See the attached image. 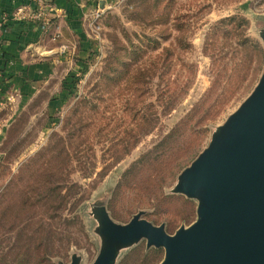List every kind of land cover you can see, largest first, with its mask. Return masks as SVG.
I'll return each instance as SVG.
<instances>
[{
	"label": "rangeland",
	"instance_id": "374dc122",
	"mask_svg": "<svg viewBox=\"0 0 264 264\" xmlns=\"http://www.w3.org/2000/svg\"><path fill=\"white\" fill-rule=\"evenodd\" d=\"M103 3L99 17L86 24L85 38L68 41L70 54L64 65L54 70L43 90L2 134L0 258L13 241L9 229L21 226L25 215L35 214L32 228L35 223L47 228L54 223L63 227L60 223L80 212L82 230L70 229L71 245L64 238L63 249L50 264L57 260L70 264L72 255L79 264H92L101 241L90 210L100 200L118 225L142 213L151 224L164 225L170 235L188 227L196 220L197 203L172 193L178 177L207 148L262 75L264 46L259 31L264 30V0ZM245 39L260 47L258 53L245 46L247 59L240 44ZM54 97L59 105L51 108ZM169 98L174 105L166 108L163 101ZM190 116L173 149L157 156L152 151L155 161L137 164ZM58 138L64 140L71 160L64 158L61 180L67 182L58 183L65 185L64 201L54 207L52 213L59 218L52 222L46 207L38 204L27 213L21 202L24 188L50 170L45 163ZM133 166L136 169L123 179ZM169 196L172 199L164 198ZM9 209L14 211L11 217ZM163 257V249H147L141 240L122 250L115 264H159Z\"/></svg>",
	"mask_w": 264,
	"mask_h": 264
},
{
	"label": "water",
	"instance_id": "95a60500",
	"mask_svg": "<svg viewBox=\"0 0 264 264\" xmlns=\"http://www.w3.org/2000/svg\"><path fill=\"white\" fill-rule=\"evenodd\" d=\"M259 37L264 46V30ZM172 193L197 203L196 220L172 235L142 213L118 225L104 200L94 202L90 214L101 246L92 264H115L122 250L141 240L147 249H163L159 264H264V68L249 97L181 172ZM70 260L79 264L75 255Z\"/></svg>",
	"mask_w": 264,
	"mask_h": 264
},
{
	"label": "crops",
	"instance_id": "0c3cea01",
	"mask_svg": "<svg viewBox=\"0 0 264 264\" xmlns=\"http://www.w3.org/2000/svg\"><path fill=\"white\" fill-rule=\"evenodd\" d=\"M50 1L44 17L36 21L26 16L37 11L34 5L28 8V0H0V143L22 107L64 65L70 54L68 41L85 38L86 24L94 22L97 8L91 0ZM25 7L30 10L19 16L18 10ZM49 104L54 108L59 99Z\"/></svg>",
	"mask_w": 264,
	"mask_h": 264
},
{
	"label": "trees",
	"instance_id": "16d2710c",
	"mask_svg": "<svg viewBox=\"0 0 264 264\" xmlns=\"http://www.w3.org/2000/svg\"><path fill=\"white\" fill-rule=\"evenodd\" d=\"M46 1L47 3L51 2L50 0ZM220 24H222V22ZM227 34L226 35L229 36V33ZM240 44L241 47H243L242 49H244L243 56L246 59L249 57V51L247 48H244L245 46H252L258 53L260 52V47H258V44L254 43L252 40L245 39L240 42ZM163 102L166 108H171L174 105V100L170 98L164 100ZM190 118L191 116L187 118L186 121H182L168 134H166L161 139V141L155 145L154 148H152L151 151L142 156L137 164L140 162H146L147 160L151 162H153V160L155 161V159L152 160L150 157L152 151L154 152L155 156H157L161 153L165 155L167 151L173 149V143H175L177 138L180 136V134H178L179 130L186 128L191 120ZM56 141L58 142L53 144L49 149L50 160L46 161L45 163V166L50 165V170L48 172L42 173L40 176L35 177L33 183L24 188L23 199L21 202L23 207H27V213H29L30 207H34L38 204H40L38 207H46L47 212L49 213L48 218L52 222H55L56 219L59 218L56 213H52V211L57 209L54 207L64 201V193L62 194V190L64 189V186L67 182V180H61L62 165L63 167L67 165L64 161V158L65 160H71V155H69L66 145L64 144V140L62 138H58ZM133 165L136 166V164ZM134 166L131 167V169L125 171V173L122 175L123 179L127 177L130 170L136 169ZM139 170L140 169L138 168L137 174L141 172ZM53 177L57 178H55L52 185H50V179ZM59 181H63V184L65 183V185L60 186V184H58ZM41 190L42 192H39ZM164 198L172 199L171 196ZM182 201L185 204H189V202L183 198ZM9 212L10 217L13 216L14 211L10 210ZM25 216V220L21 221V226L18 225L15 228L13 226L9 229L10 232L13 233L14 237L11 245H9L7 248V252L0 258V260H2V264H50V260L52 258H56L57 255L60 254L61 249H63L61 243L64 238L66 245H68V247L71 245V241H69V239H71L70 229L76 226L79 228V230H82L83 228V226H78L80 225V212L77 213L73 218L66 219L60 223V225L63 227H59L56 225V223H54L48 225L47 228H44L43 225L35 223V225H33L35 228H32V221L36 218L35 214L32 215L31 213ZM0 217L3 218L2 215H0ZM42 236H44V241L46 240L45 242L43 241ZM57 244L59 245L56 246Z\"/></svg>",
	"mask_w": 264,
	"mask_h": 264
},
{
	"label": "built area",
	"instance_id": "2783aa9c",
	"mask_svg": "<svg viewBox=\"0 0 264 264\" xmlns=\"http://www.w3.org/2000/svg\"><path fill=\"white\" fill-rule=\"evenodd\" d=\"M29 1V7H31L32 5H34L35 8H37V11L35 13H31V14H27V18L29 19H32V20H36V21H39L41 20L43 17H44V13H45V8H46V3L47 1L46 0H28ZM93 3H95V6L97 8V12L95 14V17H94V20L95 18H98L100 13H101V10L99 8V5H100V2L103 1V0H91ZM27 7H25L24 10L20 9L18 10V15L21 16V17H25V14H26V11L28 9ZM30 9H28L29 11ZM92 24V23H91ZM92 26V25H91Z\"/></svg>",
	"mask_w": 264,
	"mask_h": 264
}]
</instances>
